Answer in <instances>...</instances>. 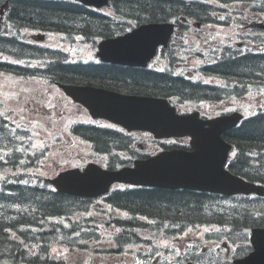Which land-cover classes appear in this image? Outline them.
<instances>
[{
    "label": "trees",
    "instance_id": "obj_1",
    "mask_svg": "<svg viewBox=\"0 0 264 264\" xmlns=\"http://www.w3.org/2000/svg\"><path fill=\"white\" fill-rule=\"evenodd\" d=\"M115 2H118L122 15L120 23L108 16L87 11L79 4L13 0L8 18L14 24L15 32L8 36L0 35V51L15 59L24 58L23 49L19 47L21 43L18 42L20 23L61 32L70 29L75 34L84 35V41L96 46L98 39L115 36L144 22L176 20L181 26L180 17L209 19L213 12L210 5L197 0L191 4L183 3V0ZM221 11L216 10L218 14H222ZM253 39L256 43L262 41L260 37ZM72 40L75 42L76 38ZM32 50L26 49L28 58H41L34 57L36 52ZM44 55L47 63L52 60L49 66L53 67V83L93 85L124 93L178 96L181 99L208 95L227 98L231 94L228 88L191 83L171 72L110 63H70L66 62V54L60 50H53V57L50 51ZM220 55L219 63L208 66L207 73L223 77L234 89L242 90L251 82L259 84L260 79L264 78V52L254 53L250 49L242 53L227 47ZM169 60L175 62L171 55ZM7 65L0 66L17 72L14 64ZM46 71L52 78V69ZM21 128L11 121L7 124L3 114H0V261L10 264H54L50 256L52 246L60 244L85 249L86 245L82 242L92 235L96 236L97 220L82 215L76 218V213L81 214L89 205L87 200L57 192L45 181L44 175H40L41 161L45 155L33 147L32 131H22ZM85 130L78 128L81 136L94 143L99 154L111 155L110 167L132 165L137 156L130 137L94 126ZM225 138L235 145L229 164L232 172L251 181L264 182V112L243 120L228 131ZM212 196L192 190L151 187L115 193L112 202L132 215L131 219L115 220L120 227L115 234L118 248L123 249L132 242L142 243V238L148 237V232L154 242L158 237L177 236L192 226L203 224H219L222 232L218 238H233L236 241V236L262 221L260 214L264 213L259 204L217 211L210 200ZM139 216L145 220L138 219Z\"/></svg>",
    "mask_w": 264,
    "mask_h": 264
},
{
    "label": "water",
    "instance_id": "obj_2",
    "mask_svg": "<svg viewBox=\"0 0 264 264\" xmlns=\"http://www.w3.org/2000/svg\"><path fill=\"white\" fill-rule=\"evenodd\" d=\"M102 5L108 0H82ZM174 24L148 23L132 32L103 40L98 54L102 60L146 67L158 47L168 45ZM77 102L84 104L94 117L107 118L129 130H149L156 137L191 135L194 151L171 150L151 158L137 160L134 167L105 170L91 163L85 171L62 172L53 179L60 191L78 195L106 192L115 181L167 188H187L234 194L260 192L258 186L246 182L225 169L231 145L222 133L234 127L242 114L201 121L198 114L179 115L164 98L123 94L94 86L62 85ZM209 124V127H205ZM254 241L256 252L239 264H264V240Z\"/></svg>",
    "mask_w": 264,
    "mask_h": 264
},
{
    "label": "rangeland",
    "instance_id": "obj_3",
    "mask_svg": "<svg viewBox=\"0 0 264 264\" xmlns=\"http://www.w3.org/2000/svg\"><path fill=\"white\" fill-rule=\"evenodd\" d=\"M230 8L236 7L235 5H230ZM252 24V23H251ZM249 23V26H251ZM233 27H223L215 26L211 27L208 30V34L212 36V39L208 42V44H223L230 42L233 44L243 43L246 44L245 39L239 36V33L249 32V30L239 29L238 32L233 30ZM54 44L61 46L71 52L74 55V59L76 60H85L92 61L96 59L95 49L90 43H82L75 41L71 45L68 43L62 42V38L58 36H53ZM197 44V38L195 40ZM200 64L198 60L193 61V65L196 67ZM160 66L159 59L156 60L153 64ZM40 93V97L37 95L32 96V94ZM22 95L24 100L22 101ZM49 98V99H48ZM53 98V101H48ZM46 100V101H45ZM262 101V102H261ZM260 103H264V97L258 95H250L244 96L241 98H232L229 102L217 104L211 107V114H217L218 111H230L241 109L245 112L249 110L252 105H257ZM30 105L32 119L38 120L40 125L38 128L40 129V133L43 135L51 136L53 135V155L51 158L47 160L45 164H47L46 172H43L44 175L49 177H53L57 172L62 169L74 166H82L84 162H88L92 159L90 155V145L82 140L72 137V140L75 142L74 145H69L68 142L63 137V132H68V127L70 124L75 122H84L91 123L93 122L92 117L89 112L84 108L79 107L77 104L73 103L67 95L64 94L62 89L53 85L51 87L42 84L37 80H29L28 82L22 81L20 78H14L10 74L2 73L0 74V107H6L9 110L14 112L15 117L23 116V109L25 106ZM53 105V108L52 106ZM37 117V118H35ZM28 119V118H27ZM51 120H53V125L51 124ZM95 124H99L101 126H108L107 122H95ZM59 133L62 137L59 144H56L55 138L56 134ZM71 136H74L73 134ZM142 142L146 145L153 147L158 143L153 141V138L149 135H144L142 137ZM38 146L44 145V143L40 140L37 141ZM44 168V167H43ZM39 173H42V168L39 170ZM223 201V200H222ZM98 207L99 209H96ZM106 210V211H105ZM86 216L91 217L95 216L98 220H108L109 217H121L123 213L119 210L114 209L112 206H92L90 211L85 213ZM81 214L76 213V218H80ZM109 215V216H108ZM96 224V223H94ZM101 228H104V225L97 222ZM220 227L217 225H208V226H199L193 229L192 232L187 233L181 237L175 238L174 241H169L166 239L162 240V243L170 247L174 252L178 253L177 255L168 256L165 253H160L164 261L168 260H176L181 255V250H188L190 248L191 254L196 255V252L199 255H208L207 253H203V249H207L210 253H221L227 257V248H221L218 250L217 246L222 245L221 242L210 241L208 234H213ZM112 226L110 227V231H103V237L100 241H89L92 244L91 250H85L81 248H67L63 245L53 246L51 249L50 256L54 260V264H134L135 255L137 253L138 248L130 252H126L123 254L118 253V255H108L103 256V254L96 253L92 251L96 247L106 249L111 245L108 240L111 235ZM244 232L239 234L238 237H244ZM166 240V241H165ZM86 239L82 243L85 244ZM96 244V245H95ZM199 246L200 248H195ZM158 253H156L153 257V260L150 261V264H155V260L158 258ZM174 256V257H173ZM205 260V259H204ZM169 262V261H168Z\"/></svg>",
    "mask_w": 264,
    "mask_h": 264
},
{
    "label": "flooded vegetation",
    "instance_id": "obj_4",
    "mask_svg": "<svg viewBox=\"0 0 264 264\" xmlns=\"http://www.w3.org/2000/svg\"><path fill=\"white\" fill-rule=\"evenodd\" d=\"M183 3H184V1H183ZM93 13H95V14L97 13L99 16H103L102 13H100L98 11H94L93 10ZM212 17H214L215 19L217 18V16H212ZM199 24H201V25H199ZM183 25L185 27L189 28L188 31L183 32L182 35H181V37H185L182 40L183 41V46L186 47L187 46V41H189L191 43H190V45H188V47H194V48L199 47V50H197V51L200 52V55H201V50H204V49H207L208 47H210L209 44H206L211 39V35L208 34V30H210L211 26H216V25L214 23H212V24H203V23H201L199 21L197 22L196 20H193L192 22H189V20H184ZM192 36L197 38V41L200 40V43L198 45L195 42L192 41V38H191ZM218 63H219L218 61H215V62L206 61L205 65H204L205 66V71H206L207 66H215ZM184 67L187 68V70H185V73L187 74V76L191 77V78H193L195 80L198 79L197 77H203V75L208 76V74H212V73H205V72H193V71H190L189 69L192 67L190 63H188ZM210 77H211V81L218 80L217 79L218 77H216V76H213V77L210 76ZM205 78H209V77H205ZM184 79H187V78L184 77ZM203 114H206V110H204V109H203Z\"/></svg>",
    "mask_w": 264,
    "mask_h": 264
},
{
    "label": "bare ground",
    "instance_id": "obj_5",
    "mask_svg": "<svg viewBox=\"0 0 264 264\" xmlns=\"http://www.w3.org/2000/svg\"><path fill=\"white\" fill-rule=\"evenodd\" d=\"M99 128V127H98Z\"/></svg>",
    "mask_w": 264,
    "mask_h": 264
}]
</instances>
